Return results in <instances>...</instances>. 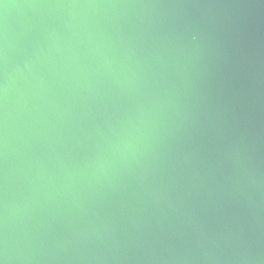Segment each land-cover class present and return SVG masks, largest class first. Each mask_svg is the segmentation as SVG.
I'll return each mask as SVG.
<instances>
[{
    "label": "water",
    "instance_id": "1",
    "mask_svg": "<svg viewBox=\"0 0 264 264\" xmlns=\"http://www.w3.org/2000/svg\"><path fill=\"white\" fill-rule=\"evenodd\" d=\"M0 248L264 264V0H3Z\"/></svg>",
    "mask_w": 264,
    "mask_h": 264
},
{
    "label": "snow or ice",
    "instance_id": "2",
    "mask_svg": "<svg viewBox=\"0 0 264 264\" xmlns=\"http://www.w3.org/2000/svg\"><path fill=\"white\" fill-rule=\"evenodd\" d=\"M2 3H3V0H0V4ZM0 264H6V258L4 256L2 248H0Z\"/></svg>",
    "mask_w": 264,
    "mask_h": 264
},
{
    "label": "clouds",
    "instance_id": "3",
    "mask_svg": "<svg viewBox=\"0 0 264 264\" xmlns=\"http://www.w3.org/2000/svg\"><path fill=\"white\" fill-rule=\"evenodd\" d=\"M192 40V39H191ZM193 43H195L193 40H192Z\"/></svg>",
    "mask_w": 264,
    "mask_h": 264
}]
</instances>
